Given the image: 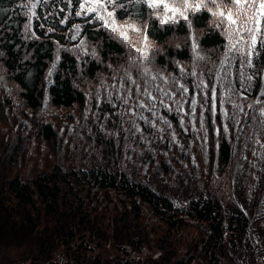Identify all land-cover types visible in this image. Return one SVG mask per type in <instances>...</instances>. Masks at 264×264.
Segmentation results:
<instances>
[{
  "label": "trees",
  "instance_id": "16d2710c",
  "mask_svg": "<svg viewBox=\"0 0 264 264\" xmlns=\"http://www.w3.org/2000/svg\"><path fill=\"white\" fill-rule=\"evenodd\" d=\"M169 1L181 9L106 4L116 20L139 25L127 27L147 36L143 53L87 12L85 0H0V244L34 239L26 264H248L246 247L254 255L256 214L240 198L264 158V18L261 55L248 67L249 36L232 48L228 35L236 42L244 17L230 26L212 14L224 5L235 12L229 0H218L219 9L211 0ZM125 160L138 173L129 174ZM156 161L163 176L148 181ZM175 180L190 185L185 209L163 188ZM255 210L264 220V204Z\"/></svg>",
  "mask_w": 264,
  "mask_h": 264
},
{
  "label": "rangeland",
  "instance_id": "374dc122",
  "mask_svg": "<svg viewBox=\"0 0 264 264\" xmlns=\"http://www.w3.org/2000/svg\"><path fill=\"white\" fill-rule=\"evenodd\" d=\"M162 1H164L168 5L169 9L175 8L177 9V11L181 9V7H178L177 4L175 5L169 0H162ZM188 3L189 2L187 1V4H185L186 7L188 6ZM89 6H90V3H88V7ZM224 6L225 7L223 8L221 7V9L227 14V12L231 9L228 5H224ZM96 8H97V13L100 15H103L105 17V20L109 22V26L112 27V23H111L112 18L108 17V11L110 10L106 8L102 0H101L100 5H96ZM249 9H250V14H253V10L251 8ZM169 12L174 13L172 11H169ZM115 25L118 31H120L121 34L122 33L124 34V38L127 42H132V45L134 47L137 46L138 50L142 51L143 53L147 52L148 43L145 41L144 35L141 34L140 36H138L139 33L135 34L134 32L132 34L130 31L131 29H128V27L133 28V29H140L138 24H136L135 22H130V23H126L125 25V23L123 24L120 21L115 20ZM127 29L129 30V33L126 35ZM144 56L145 54L142 56V59H141L143 63H145V60H143ZM204 151L206 152L205 148H204ZM123 163L126 166V168L129 170V174L132 175V174L138 173L137 164L135 165L131 163L129 160H125ZM181 164L185 166L186 168H191L192 166H195L198 169L200 168L199 160L198 162L196 160H191V164L188 161L181 160ZM154 166L157 168V170L156 172L145 177L146 180L148 181L152 179V175H155L157 178H160L161 176H163V171L160 167L159 161H156V164H154ZM257 170H258V174H257L258 179L257 180L251 179L249 181L250 183L245 184L243 198L242 196L240 198L241 205L247 209L248 213L250 212V214H253L254 212L256 214V215H252L253 218L250 216L252 221H251L250 229H249L250 243L248 246L251 245L254 248V255L251 254L252 250H250L249 247H246V249H248L247 250L248 254L251 256V257H248L247 259L248 264H257V262L261 264L258 261V259L260 258V249H262L263 261H264V220L261 218V215L258 213V210H255V208H258V207L261 208L262 204H264V194L263 196H261L262 201L257 200L259 194L264 192V158H261L260 162L257 163ZM180 176L181 174H178L176 178H179ZM198 182L201 184H205L206 180L201 177L200 179L198 178ZM178 184L179 183L175 180L173 184H164L163 188L175 199L174 203L178 208L185 209L186 207H188V200L187 198H183V197L187 194V190L185 189L190 188V185L187 184L186 187L185 186L180 187ZM219 188L222 189V191H224L225 188L227 187H223L221 185L219 186ZM225 191L228 197L230 198L233 197L232 196L233 189H229V190L226 189ZM224 201H226L225 198H224ZM1 242L2 240L0 239V243ZM12 244L13 242H10L6 245L0 244V264H26L30 258V257L27 258V255L32 254V252L34 251V244H36L35 240L24 238L23 240L20 241V244H21L20 246H12ZM30 249L32 252L28 253ZM256 251L258 252V259L256 258L257 256ZM133 254L135 255V252H133ZM129 257H132V256L129 255ZM202 257L203 256H201V258ZM201 258H199V260H201ZM61 260L62 262H67L66 258H61ZM62 262L60 261V257H59V263H62ZM201 262H205V261L203 260ZM196 264H198V261H196ZM243 264H246V263H243Z\"/></svg>",
  "mask_w": 264,
  "mask_h": 264
},
{
  "label": "snow or ice",
  "instance_id": "6c2138e0",
  "mask_svg": "<svg viewBox=\"0 0 264 264\" xmlns=\"http://www.w3.org/2000/svg\"><path fill=\"white\" fill-rule=\"evenodd\" d=\"M161 2H162V0H149L148 6L149 7H158ZM184 2H185V4H187V0H184ZM221 2H222V0H221ZM77 3H79V0H77ZM85 3H90V6L86 9L87 12L93 13V12L97 11L96 5H100L101 0H85ZM107 3H111L114 6L124 8V5L119 4L118 0H105V4H107ZM211 3H213L219 9L220 5L218 3V0H211ZM229 3L235 8V12H233L232 10H229L226 14L222 9H220L218 11V13L213 12L212 14L213 15L218 14L221 18L226 17L230 26L231 25H238V21L234 18V16H243L244 17V21H243L242 25H238L237 29H236V32L238 33L236 42H233V40H232L233 33H231V32L228 33L229 45L232 48H235L236 44L239 43L241 40H243L245 34H247L250 38V45L249 46L251 48V51L249 53H247L246 63H247L248 67H256V65L253 63V55L255 57H259L261 55V53L256 50V45H257V41H258V35L257 34L262 31L261 23H262V18H264V0H229ZM257 5H258V7H257ZM163 6L165 9L172 11L174 13L177 11V9H175V8L169 9L167 4H164ZM33 7H35V4H33ZM195 7H196L197 11L200 10V4L195 5ZM80 8L83 9L84 5L81 4ZM248 8H251L253 10V14L251 16H245L246 9H248ZM257 13H258V15H257ZM33 15H35V13H33ZM76 15L77 16L81 15V12L77 11ZM181 15H183V12H181ZM114 16H115L114 11H108V17L112 18V20H111L112 29L111 30L113 32L116 31ZM97 19H99L101 21H105L104 27L108 28L109 22L105 20V17L103 15L98 16ZM185 19L187 20V17H185ZM248 21H251L254 24V27H251V28L248 27L247 26ZM60 22L64 23V20H61ZM165 22H167V21H162V23H165ZM188 23H189V27H191V21H188ZM241 26L243 27V31H241ZM76 27L79 30V25H77ZM49 31H51V29H49ZM73 38H75V37H73ZM121 38L122 39L124 38L123 33L121 35ZM145 40H147V36H145ZM81 43H83V41H81ZM260 46H261V49H264V41L260 42ZM192 47L194 50L198 47L197 44L195 43L194 39H193ZM137 51H139V50L137 49ZM145 59H146V57H145ZM198 59H203V57L198 56ZM223 63H224V61H221V64H223ZM53 67H55V65H53ZM180 71L183 72L184 69L181 68ZM259 71H264V62L261 63L260 69H258V72ZM148 72H149L148 68L143 69V73L145 76H147ZM191 75L196 76L197 73L195 71H192ZM254 75L248 76L247 79L249 81H251L254 78ZM128 79L131 80L132 84H134V85L136 84V81L134 79H132L130 75L128 76ZM152 79L154 80V79H156V77L153 76ZM201 83L203 84V81H201ZM124 86H125L124 83L121 82V87H124ZM204 87L207 88L208 85L205 84ZM180 88L183 90L184 93H187L189 91V89L183 83L180 84ZM136 91H140L139 85H137ZM227 91L232 92V91H234V89H227ZM127 95L129 97H131L133 95V90L128 89ZM143 95L148 96L152 100L157 99L156 97L152 96L151 93L147 91V89L143 90ZM165 95H167V93H165ZM261 95H264V92H262ZM215 100H216V89L213 87V88H211V101L213 102L211 110H215ZM228 100H229V102H231L230 96L228 97ZM128 102H129L128 99L124 100L125 104H127ZM257 102L259 103V101H257ZM160 103L163 104L164 101L161 100ZM196 103H197V101L195 99H193L191 101V104L193 106H195ZM221 103H223V101ZM145 106H146V104L144 101H141L139 103V107L144 108ZM236 106L239 107L238 105H236ZM166 107H167V105H166ZM193 112H194V107H193ZM261 115H264V108L261 109ZM164 123L167 124V123H169V121L164 119ZM224 131L225 132L228 131L227 126H225Z\"/></svg>",
  "mask_w": 264,
  "mask_h": 264
}]
</instances>
